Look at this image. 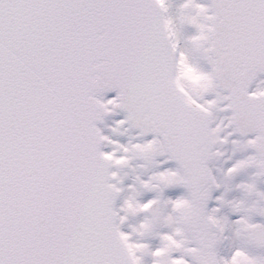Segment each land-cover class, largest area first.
Instances as JSON below:
<instances>
[{"label": "snow or ice", "instance_id": "1", "mask_svg": "<svg viewBox=\"0 0 264 264\" xmlns=\"http://www.w3.org/2000/svg\"><path fill=\"white\" fill-rule=\"evenodd\" d=\"M262 184L264 0H0V264H264Z\"/></svg>", "mask_w": 264, "mask_h": 264}, {"label": "rangeland", "instance_id": "2", "mask_svg": "<svg viewBox=\"0 0 264 264\" xmlns=\"http://www.w3.org/2000/svg\"><path fill=\"white\" fill-rule=\"evenodd\" d=\"M189 30H190V29H189ZM179 75H180L183 79L189 81V82H190L191 84H193L194 86L198 85V84L200 83L201 79H202V77H200L198 74H194V73L192 72V70L189 69V68H184V69L180 72ZM117 118H119V117H117ZM106 131H107V130H106ZM126 139H127L126 136H122V137H120L121 142H124ZM224 147H225V148H230V146H228V145H225ZM227 155H228V152L226 151V152H225V156H227ZM225 163H226V162L224 161L223 158L218 159V160H215V161H212V165L214 166V171L219 172L220 170H222V168L225 166ZM149 167H150V166H149ZM136 171H142V170L137 169ZM125 173H126V175L124 176V183H125V184L132 183V179H131V177H132V175L134 174V173H133V170H132V169L125 168V169L122 170V174H125ZM241 175H242V176H245L246 173L241 174ZM240 178H241V177H237L236 179L238 180V179H240ZM234 183H235V181H232L231 183H229V184L226 185L227 191L225 192V195H226L227 198H231L232 196H239V195H240V193H239L238 191H236V190L233 188L232 185H233ZM261 186L264 187V184H262ZM224 187H225V186H222V189H221V190H224ZM131 191H132L131 189H125V192L122 193V195H128V194L131 193ZM165 191L167 192V191H169V190L166 189ZM174 191H179V190H174ZM151 195H152V193L145 192V193H142L141 195L137 196V199H144V198H146V197H148V196H151ZM252 198H254V197H250V199H252ZM222 211H223V213H224L225 215H230V212H229V209H228L227 206H225L224 209H223ZM137 221H138V217H134V216H131V215H130L129 218H128L127 223H128V224H135V223H137ZM155 242H156V241L154 240L153 243H155ZM229 243H230V241L227 240V239H225V240L223 241V246L226 247Z\"/></svg>", "mask_w": 264, "mask_h": 264}, {"label": "water", "instance_id": "3", "mask_svg": "<svg viewBox=\"0 0 264 264\" xmlns=\"http://www.w3.org/2000/svg\"><path fill=\"white\" fill-rule=\"evenodd\" d=\"M112 94H115L114 92L113 93H108V95H112Z\"/></svg>", "mask_w": 264, "mask_h": 264}]
</instances>
